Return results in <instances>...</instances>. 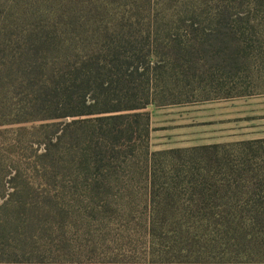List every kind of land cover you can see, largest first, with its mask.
<instances>
[{"label":"trees","instance_id":"trees-1","mask_svg":"<svg viewBox=\"0 0 264 264\" xmlns=\"http://www.w3.org/2000/svg\"><path fill=\"white\" fill-rule=\"evenodd\" d=\"M261 94L264 0H0V264H264V138L152 151L149 111Z\"/></svg>","mask_w":264,"mask_h":264},{"label":"rangeland","instance_id":"rangeland-1","mask_svg":"<svg viewBox=\"0 0 264 264\" xmlns=\"http://www.w3.org/2000/svg\"><path fill=\"white\" fill-rule=\"evenodd\" d=\"M149 111L154 129L151 137L152 151L264 138V94L210 101L197 107L151 106ZM1 144L2 140V152ZM122 174L123 181L116 183L106 193V206L95 201L92 205H98V212L88 215L94 223L103 221L105 232H115L116 228H121V234L128 235L141 230L147 221L149 188L145 172L137 175L125 169ZM72 204L83 207L86 203L81 205L73 201ZM77 230L82 233L81 228Z\"/></svg>","mask_w":264,"mask_h":264},{"label":"crops","instance_id":"crops-1","mask_svg":"<svg viewBox=\"0 0 264 264\" xmlns=\"http://www.w3.org/2000/svg\"><path fill=\"white\" fill-rule=\"evenodd\" d=\"M200 105V104H199ZM199 105H191V107H197V106H199ZM200 114V112H198V115ZM192 126L191 127H193V124H191Z\"/></svg>","mask_w":264,"mask_h":264}]
</instances>
